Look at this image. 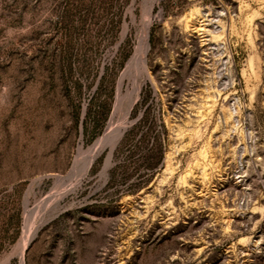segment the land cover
<instances>
[{
  "label": "rangeland",
  "instance_id": "rangeland-1",
  "mask_svg": "<svg viewBox=\"0 0 264 264\" xmlns=\"http://www.w3.org/2000/svg\"><path fill=\"white\" fill-rule=\"evenodd\" d=\"M27 219L24 264H264V0H0V264Z\"/></svg>",
  "mask_w": 264,
  "mask_h": 264
},
{
  "label": "bare ground",
  "instance_id": "bare-ground-1",
  "mask_svg": "<svg viewBox=\"0 0 264 264\" xmlns=\"http://www.w3.org/2000/svg\"><path fill=\"white\" fill-rule=\"evenodd\" d=\"M152 6H151V4H149L148 9L146 8L147 11H145V12L147 14H149L150 12H152V10H151L153 8ZM144 17L145 16H143V18ZM149 25H150V21L145 19L144 29L142 30L143 31V33H142L143 35H142V37H140L141 38L140 44L137 47V50H136L134 56L131 59H129L130 61H129L128 65L134 67V70H135V74L136 75L134 77L132 91H130V93L128 94V97H129L128 104L122 110V114H121L120 118L117 119V120H114V121H113V119H111L110 122H109V125H107L108 126L107 129H105L106 131L104 132V134L102 136H100L98 139H96L92 143V145H90L86 149H83L82 147L79 148L78 156H77L78 159L75 162L74 168H72L74 171L79 172L80 173L79 175L85 174L90 169V167L92 166V164L95 161V159L100 154H102L103 152H107V156H106V160H105V165L107 167L110 164V161H111V158L113 156V152H114V149H115L117 143L119 142L120 138L122 137V135L124 133V130L127 128L128 115H129L130 108L132 107V103H133L134 99L136 98V96L139 95L138 92H139L140 83H141L139 81V77H142V75H146V74L149 75V71H148L147 64H146V54H147V51H148V48H149V43H148V28H149ZM199 26H200V28L205 27V26H203V24H201ZM203 29H205V28H203ZM122 80H123V77H122ZM120 82L121 81L119 80V84H120ZM118 86H120V85H118ZM119 88H121V87H119ZM119 90L120 89H118V91ZM124 98H123V101H124ZM120 104H121V99H118V105H117L116 108H119ZM117 112H119V111H117ZM115 116H118V115H115ZM77 172H74V173H77ZM74 173H72V174L74 175ZM73 175H71V173H70V176H69V173H68V177H69V179L71 178V181H72ZM68 177L66 176L65 178L67 179ZM62 182H63V178H62ZM59 183L61 184V180H60ZM66 183H68V182H66ZM66 183H64V184L67 185ZM75 184H77V183H75ZM57 185L58 184H56V186ZM72 188H73V186H72ZM63 195H64V193H63ZM53 196H54V194H53ZM46 208H47V206H46ZM40 211H42V210H40ZM44 211H45V209H44ZM50 211L51 210L49 209V214H50ZM55 211H57V209H55ZM49 214H47L48 215L47 216L48 218H50V215ZM52 214L54 215L53 212H52ZM42 216H43V214H42ZM47 217H46V221H47ZM42 219H43V217H42ZM28 220L29 219H27V221ZM37 220H38V217H37ZM44 220H45V218H44ZM27 221H26V223H27ZM33 226L34 225L32 223H29V221H28V224L26 225V231L24 233V236H23V238L21 237L22 240L20 239L21 240L20 244L19 243L17 244L18 247L20 246V252H19V254H20L21 264H24V254H25V251H26L27 247L29 246L28 244H29V242H30V240H31L34 232L37 233V231H35L36 229ZM35 226H37V225H35ZM17 246L15 248L16 250H17Z\"/></svg>",
  "mask_w": 264,
  "mask_h": 264
}]
</instances>
